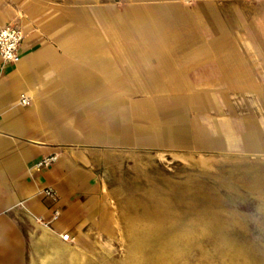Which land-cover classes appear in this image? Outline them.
Instances as JSON below:
<instances>
[{"label":"crops","instance_id":"0c3cea01","mask_svg":"<svg viewBox=\"0 0 264 264\" xmlns=\"http://www.w3.org/2000/svg\"><path fill=\"white\" fill-rule=\"evenodd\" d=\"M201 1L0 0V27L23 35L19 61L0 59V264H63L62 235L92 215L122 156L237 138L221 91L206 88L217 81L190 78L205 47L181 23Z\"/></svg>","mask_w":264,"mask_h":264},{"label":"rangeland","instance_id":"374dc122","mask_svg":"<svg viewBox=\"0 0 264 264\" xmlns=\"http://www.w3.org/2000/svg\"><path fill=\"white\" fill-rule=\"evenodd\" d=\"M190 14L184 35L205 47L191 81H217L206 88L237 138L122 156L92 215L62 235L63 264H264V0H203Z\"/></svg>","mask_w":264,"mask_h":264},{"label":"built area","instance_id":"2783aa9c","mask_svg":"<svg viewBox=\"0 0 264 264\" xmlns=\"http://www.w3.org/2000/svg\"><path fill=\"white\" fill-rule=\"evenodd\" d=\"M23 35L21 31L11 24H7L0 27V59L3 63L14 64L19 61V47L22 42ZM21 104L28 105L29 101L21 97ZM56 160V155H51L41 159L36 163L38 168L48 167ZM45 197L52 201L57 200L56 192L51 187H45L42 190ZM59 217V211L54 210L51 215V220H57ZM66 240L67 236H63Z\"/></svg>","mask_w":264,"mask_h":264},{"label":"bare ground","instance_id":"6f19581e","mask_svg":"<svg viewBox=\"0 0 264 264\" xmlns=\"http://www.w3.org/2000/svg\"><path fill=\"white\" fill-rule=\"evenodd\" d=\"M147 232H148V231H147ZM170 240H171V239H170ZM142 247H143V245H142ZM142 247H141V248H142ZM139 252H140V251H139Z\"/></svg>","mask_w":264,"mask_h":264}]
</instances>
